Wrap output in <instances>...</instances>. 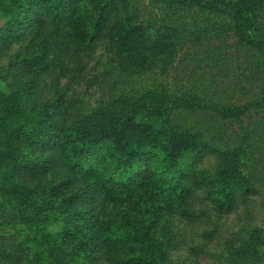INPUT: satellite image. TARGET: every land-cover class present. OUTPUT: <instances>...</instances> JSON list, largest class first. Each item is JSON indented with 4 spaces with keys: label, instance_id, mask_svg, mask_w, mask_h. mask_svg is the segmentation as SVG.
<instances>
[{
    "label": "trees",
    "instance_id": "1",
    "mask_svg": "<svg viewBox=\"0 0 264 264\" xmlns=\"http://www.w3.org/2000/svg\"><path fill=\"white\" fill-rule=\"evenodd\" d=\"M263 8L264 0H0V58L22 44L6 67L9 86L0 85V264H167L179 202L199 189L225 213L255 194L264 74L256 92L239 89L247 101L238 106L219 80L255 61L264 73ZM106 31L130 89L76 118L32 99L53 69V34L60 47L85 49ZM188 55L193 67L178 73ZM122 106L128 112L117 114ZM207 155L215 178L196 170ZM223 248L228 264H264V227L230 234Z\"/></svg>",
    "mask_w": 264,
    "mask_h": 264
},
{
    "label": "rangeland",
    "instance_id": "2",
    "mask_svg": "<svg viewBox=\"0 0 264 264\" xmlns=\"http://www.w3.org/2000/svg\"><path fill=\"white\" fill-rule=\"evenodd\" d=\"M257 19L264 28V8L257 12ZM4 22L5 17L0 13V26ZM57 38L54 34L49 38L55 42L50 58L53 69L40 78L38 88L32 94V99L48 107L51 113L58 111L63 118L82 117L98 105L113 102L131 88V81L121 70V61L114 53L110 31L85 49L70 42L60 47L56 44ZM20 50L22 44L13 43L6 55L0 58V85L3 88L11 82L3 80L6 67L12 61V55ZM194 62L195 57L190 59L188 55L179 62L177 72L184 73L193 67ZM233 73L220 79L219 85L231 93L226 103L238 106L247 101L239 89L256 92L264 73L259 61L253 62L249 69L234 66ZM115 111L117 114L127 113L128 107H117ZM196 170H205L215 178L216 159L212 155L204 156ZM176 210L174 223L178 245L170 251L167 264H228L223 248L225 238L232 233L243 234L252 228L264 227V180L257 184L255 194L240 198L229 212L218 213L199 189L189 205L179 202ZM136 217L148 220V215L141 211ZM211 230L214 236L211 239L204 237V232Z\"/></svg>",
    "mask_w": 264,
    "mask_h": 264
}]
</instances>
